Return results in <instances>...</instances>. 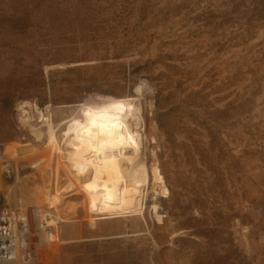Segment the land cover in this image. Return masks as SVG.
<instances>
[{
    "label": "rangeland",
    "instance_id": "374dc122",
    "mask_svg": "<svg viewBox=\"0 0 264 264\" xmlns=\"http://www.w3.org/2000/svg\"><path fill=\"white\" fill-rule=\"evenodd\" d=\"M108 110L139 115L144 214L53 151ZM6 210L16 264H264V0H0Z\"/></svg>",
    "mask_w": 264,
    "mask_h": 264
},
{
    "label": "bare ground",
    "instance_id": "6f19581e",
    "mask_svg": "<svg viewBox=\"0 0 264 264\" xmlns=\"http://www.w3.org/2000/svg\"><path fill=\"white\" fill-rule=\"evenodd\" d=\"M106 115L109 122L98 125L80 122L70 130H65V148L57 140L53 123H45L51 131L53 151L57 157L63 155L74 177L86 180L81 185L90 184L91 192L100 190L104 195H122L130 207L139 208L137 213L144 214V193L150 173L140 161L138 150L141 142L135 136L139 131L131 125V120L139 119V115L121 110H108ZM157 170L158 167H153L154 182L161 183L156 176ZM163 188V193H166V187ZM46 223L51 226L49 234L56 241L61 232L57 233L50 220L46 219Z\"/></svg>",
    "mask_w": 264,
    "mask_h": 264
},
{
    "label": "built area",
    "instance_id": "2783aa9c",
    "mask_svg": "<svg viewBox=\"0 0 264 264\" xmlns=\"http://www.w3.org/2000/svg\"><path fill=\"white\" fill-rule=\"evenodd\" d=\"M48 228L49 230H51V226L48 225ZM16 261H17V238L13 230L11 217L8 214L7 210L1 211L0 212V264H16Z\"/></svg>",
    "mask_w": 264,
    "mask_h": 264
}]
</instances>
